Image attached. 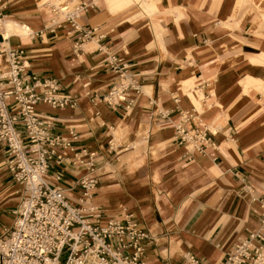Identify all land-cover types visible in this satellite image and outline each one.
<instances>
[{
  "label": "crops",
  "instance_id": "crops-1",
  "mask_svg": "<svg viewBox=\"0 0 264 264\" xmlns=\"http://www.w3.org/2000/svg\"><path fill=\"white\" fill-rule=\"evenodd\" d=\"M65 1L2 0L9 21L35 33L12 28L9 40L24 50L26 73L55 79L77 102H41L38 111L55 133H76L78 151L95 152L92 203L103 221L123 208L134 215L153 239L147 264H188V253L219 264L264 218V0H74L72 9L88 4L76 15L82 29L46 28L50 5ZM113 56L129 64L133 82L117 104L102 99L123 80ZM187 112L199 120L188 125L215 133L205 151L175 140ZM9 159L0 142V237L23 196ZM65 165L49 176L60 172L62 187L89 173ZM78 193L67 192L80 204Z\"/></svg>",
  "mask_w": 264,
  "mask_h": 264
},
{
  "label": "built area",
  "instance_id": "built-area-1",
  "mask_svg": "<svg viewBox=\"0 0 264 264\" xmlns=\"http://www.w3.org/2000/svg\"><path fill=\"white\" fill-rule=\"evenodd\" d=\"M73 1H68L70 12L63 20H56L59 12L54 10L55 17L46 28L69 22L82 29L76 15L88 4L72 9ZM6 19L0 0V142L8 148V169L20 184L23 196L13 212L11 227L0 237V264H147L145 242L153 239L134 215L123 208L121 216L103 221V212L92 203L98 184L92 176L95 152L78 151L73 144L77 134L72 132L68 137L55 133L54 120L37 109L41 102L53 107L74 106L76 99L60 93L55 79L26 73L24 50L12 47L4 34ZM34 34L32 31L29 35ZM91 34L87 31L84 37ZM109 62L121 72L123 80L102 99L117 104L126 100L125 91L133 82L130 79L124 83L130 77L128 63L116 56ZM198 121L193 112L184 114L174 125L175 140L181 145L192 142L205 151L215 133L208 127L188 125ZM67 162L84 164L89 170L69 188L56 184L63 180L60 172L51 175L53 180L49 177L53 166H66ZM76 189L80 204L70 203L66 197L67 192ZM185 259L188 264H203L192 253ZM219 264H264V218L260 228L236 243Z\"/></svg>",
  "mask_w": 264,
  "mask_h": 264
},
{
  "label": "bare ground",
  "instance_id": "bare-ground-1",
  "mask_svg": "<svg viewBox=\"0 0 264 264\" xmlns=\"http://www.w3.org/2000/svg\"><path fill=\"white\" fill-rule=\"evenodd\" d=\"M247 1V0H246ZM248 3V2H247ZM67 4H68V1H65V2H63V3H61V4H58V5H56V4H51L50 5V7H52V12L54 11V10H57L58 12H59V15H60V13L62 14V16H63V18H65L67 15H68V13L70 12L69 11V8H68V6H67ZM240 4V3H239ZM242 4H244V3H242ZM249 4V3H248ZM247 4V5H248ZM234 5H235V3H234ZM240 6V5H239ZM249 6V5H248ZM247 7V6H246ZM242 8V7H241ZM180 16V15H179ZM178 17V16H177ZM14 27H17L16 29H17V31H25L26 33H27V35H29L33 30L31 29V27L29 26V25H27V24H18V23H13V22H11V21H9V19L7 18L6 19V21H5V23H4V28H5V32H4V34L6 35V37L7 38H9L10 40H11V37H12V28H14ZM14 32H16V31H14ZM125 85L128 83V79H125ZM203 129L205 128V127H202ZM212 129H213V127H212ZM214 132H215V130H213ZM145 135V137H144V139H147V134L146 133H144ZM189 145H191L192 147H194V149H196V150H198V148L191 142Z\"/></svg>",
  "mask_w": 264,
  "mask_h": 264
},
{
  "label": "rangeland",
  "instance_id": "rangeland-1",
  "mask_svg": "<svg viewBox=\"0 0 264 264\" xmlns=\"http://www.w3.org/2000/svg\"><path fill=\"white\" fill-rule=\"evenodd\" d=\"M14 28L16 29L17 27H14ZM20 33L23 34V35H27V33H26L25 31H20ZM15 111H17V110H14V112H15ZM214 117H215V114H209V115L205 116L204 118H205L206 121H210V120H212ZM213 130H216V127H215V126H213ZM66 197H67V200H68L70 203L77 204L74 200H72V199L69 197V194H67ZM65 258H66V255H64L63 259H65Z\"/></svg>",
  "mask_w": 264,
  "mask_h": 264
}]
</instances>
